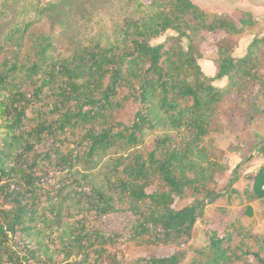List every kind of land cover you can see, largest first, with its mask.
<instances>
[{
    "label": "trees",
    "instance_id": "obj_1",
    "mask_svg": "<svg viewBox=\"0 0 264 264\" xmlns=\"http://www.w3.org/2000/svg\"><path fill=\"white\" fill-rule=\"evenodd\" d=\"M255 24L193 0H0V264H180L198 221L207 243L189 264H264V232L224 207L217 227L205 218L234 193L246 216L264 204V161L240 193L220 187L228 152L249 140L264 159ZM217 32L208 76L202 45ZM242 114L247 136L217 146ZM111 215L130 218L126 237L105 230ZM139 239L178 249L119 255Z\"/></svg>",
    "mask_w": 264,
    "mask_h": 264
},
{
    "label": "rangeland",
    "instance_id": "obj_2",
    "mask_svg": "<svg viewBox=\"0 0 264 264\" xmlns=\"http://www.w3.org/2000/svg\"><path fill=\"white\" fill-rule=\"evenodd\" d=\"M147 1V0H146ZM204 2L203 0H198ZM175 34L173 31H168L163 37L158 38L153 41V43L160 42L164 40L167 36ZM222 35L221 32L217 33H208L205 43L202 45V50L205 54V58L200 60L202 69L208 76H214L215 74V65L212 61V58L215 56V45L214 41L216 38ZM186 44V42L184 43ZM247 116L242 114L239 118H236L234 121H230L228 118L223 119L224 131L222 135L214 134L215 143L217 146L223 149H227L230 144H238L239 138H244L248 134L247 126ZM254 127V126H251ZM228 161L230 168L227 171L226 175L222 177L220 181V187L224 188L228 186V189L235 188L239 190V193L242 191L243 186L247 184V176L253 171H256L257 168L264 161L261 154L257 152L249 140L246 141L245 145L239 151L228 152L227 153ZM240 197L237 193L233 194L232 203L227 204L226 197H223L216 201L215 205L207 209L206 219L210 222L211 227H217L219 220L225 215L221 213L218 209L224 207L226 210H229L228 213L233 215L240 216L244 218L246 223H252L255 228L260 232H264V204L260 201L253 202L254 206V216L249 217L245 215V204H240ZM193 199H188L184 201H178L177 206H183L190 202ZM130 224V218L121 216V215H111L106 218L104 228L108 233L117 232L127 236L128 225ZM207 243V236L205 233V224L203 221H198L195 226L193 237L190 240L189 244L186 245V257L180 264H189L193 254L194 249L202 247ZM178 249L175 245H164V244H151L143 239L139 240H129L124 244H121L118 247V253L120 256H123L126 260L133 263L137 258L147 257L151 255L165 256L172 253L174 250Z\"/></svg>",
    "mask_w": 264,
    "mask_h": 264
},
{
    "label": "crops",
    "instance_id": "obj_3",
    "mask_svg": "<svg viewBox=\"0 0 264 264\" xmlns=\"http://www.w3.org/2000/svg\"><path fill=\"white\" fill-rule=\"evenodd\" d=\"M203 8L211 12H221L229 14L238 24L243 13H251L256 21L255 30L264 34V0H193ZM254 37L253 33L243 35L234 51L235 57H241L246 54L248 45ZM216 69V68H215ZM216 73V70H215ZM215 75V74H214ZM212 76V75H211ZM216 85L224 87L227 79L223 78L215 82Z\"/></svg>",
    "mask_w": 264,
    "mask_h": 264
},
{
    "label": "built area",
    "instance_id": "obj_4",
    "mask_svg": "<svg viewBox=\"0 0 264 264\" xmlns=\"http://www.w3.org/2000/svg\"><path fill=\"white\" fill-rule=\"evenodd\" d=\"M263 189H264V186H263Z\"/></svg>",
    "mask_w": 264,
    "mask_h": 264
}]
</instances>
